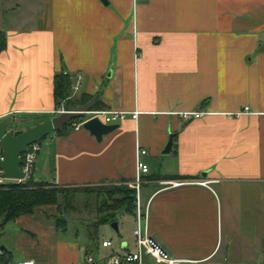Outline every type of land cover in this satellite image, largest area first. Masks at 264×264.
<instances>
[{
	"label": "crops",
	"instance_id": "0c3cea01",
	"mask_svg": "<svg viewBox=\"0 0 264 264\" xmlns=\"http://www.w3.org/2000/svg\"><path fill=\"white\" fill-rule=\"evenodd\" d=\"M0 33V121L9 132L59 115L54 77L63 69L73 86L81 77L74 98L91 95L127 114L101 141L71 126L46 137L35 182L77 193L134 184L145 150L149 172L135 190L148 234L172 258L264 264V0H0ZM10 119L25 126L9 128ZM98 211L43 206L18 217L0 229L4 263L136 252V216L116 244L119 223L99 224Z\"/></svg>",
	"mask_w": 264,
	"mask_h": 264
},
{
	"label": "trees",
	"instance_id": "16d2710c",
	"mask_svg": "<svg viewBox=\"0 0 264 264\" xmlns=\"http://www.w3.org/2000/svg\"><path fill=\"white\" fill-rule=\"evenodd\" d=\"M5 48L6 38L4 34L0 33V53ZM72 86V76L65 69L54 77V98L57 107L65 102V105L69 104L77 108L94 99V96L87 94L82 95L79 99L74 97L71 98ZM94 108L105 110L107 106L98 100ZM76 120L78 119L73 121ZM73 121L65 127L63 132H57V134L63 135L70 126L72 127ZM18 133L20 132H16L15 135ZM83 191L93 193L92 191H88V189H84ZM77 192H79V189L57 188L48 183H37L33 178L25 183L11 184L6 189L0 187V229L20 216L33 214L39 207L56 206L61 213L63 211L61 202L64 203L65 208H70L73 206L70 204V197L72 193ZM118 192L119 193L114 194H112V192H95L99 198L112 196L111 198L113 200L110 205H108L107 202L101 203L98 211L101 216L98 222L99 224L115 222L117 212L122 208L126 213L136 216V191L126 188ZM117 195L118 197H115ZM61 197L63 199H61ZM57 225L62 230H65L67 226L66 219L60 217L57 221ZM0 263H4L2 256H0Z\"/></svg>",
	"mask_w": 264,
	"mask_h": 264
},
{
	"label": "built area",
	"instance_id": "2783aa9c",
	"mask_svg": "<svg viewBox=\"0 0 264 264\" xmlns=\"http://www.w3.org/2000/svg\"><path fill=\"white\" fill-rule=\"evenodd\" d=\"M81 77H77V83L72 87V95L73 98L77 92L79 91ZM66 105L65 102L61 104L59 109L56 111L57 114H61L65 112ZM245 111H249L248 108H245ZM203 115L202 112H183L181 113V117L184 119L191 118H200ZM127 114L121 111H105L99 109H93L90 112L85 114L84 118H80V120H76L72 122V128L74 130H79L83 127V124L91 119L98 118L103 123L108 125L120 124L126 118ZM133 119H137L138 112H135L133 115ZM41 151V143H34L28 147L27 152L22 154V164L21 169L24 173V178L22 180H12L5 177L3 170L0 169V187L4 189L8 188L11 184H21L25 183L28 180L32 179L35 172V165L38 158V155ZM147 152L145 150L139 151V159L137 163L138 176L135 183L131 184L136 190L139 189V182L141 181L143 175L149 172V167L145 164L141 157L144 156ZM4 160L3 149L0 147V161ZM136 227L134 229V236L136 238V252L124 253V254H112L109 257L103 260H97L92 254H87L83 257L82 261L76 264H142V260L144 256L150 257L156 264H192V262L188 260L175 259L172 258L167 251L148 234L147 226H148V211L144 209L141 205L140 198L137 200L136 205ZM111 241H104L103 247H111ZM3 252L0 250V256H2ZM0 264H11V263H0ZM17 264H35L33 260H23L18 262Z\"/></svg>",
	"mask_w": 264,
	"mask_h": 264
},
{
	"label": "water",
	"instance_id": "95a60500",
	"mask_svg": "<svg viewBox=\"0 0 264 264\" xmlns=\"http://www.w3.org/2000/svg\"><path fill=\"white\" fill-rule=\"evenodd\" d=\"M111 73L112 69L109 76H111ZM96 102L97 97L77 108L67 104L65 112L52 119L28 127L16 135L8 131L7 119L0 121V147L4 153V160L0 161V169L3 170L5 177L12 180H22L24 173L21 169V156L27 152L28 147L34 143H41L54 132H63L71 121L84 118L87 112L92 111ZM118 126V124H105L98 118L91 119L83 124V128L95 136L97 141H101L105 135L113 132ZM172 147L173 135H171L164 153H170ZM112 227L118 230V223H113Z\"/></svg>",
	"mask_w": 264,
	"mask_h": 264
},
{
	"label": "rangeland",
	"instance_id": "374dc122",
	"mask_svg": "<svg viewBox=\"0 0 264 264\" xmlns=\"http://www.w3.org/2000/svg\"><path fill=\"white\" fill-rule=\"evenodd\" d=\"M25 126V122L23 124L22 121H13V119H10L9 121V128L10 127H13V129H21ZM44 142V140L41 142V144ZM132 183H128V184H119V185H112V186H102V187H95V188H91V189H88V191H92L93 193H72V196L70 197V204H72L73 206L76 205L77 208L78 207H83L85 205L89 206V207H95L97 206L98 208H100V205L101 203H105L107 202L108 205L112 204V196L111 197H108V196H105V197H97V195L95 194V192H112V194L114 193H119L118 191H123V189H132L134 191L135 188L131 186ZM142 184V179L141 181L139 182V187L140 185ZM115 197H118L115 196ZM140 198V201H141V205L142 207H144L145 203H144V200H143V196L141 193H136V205H137V200ZM61 199H63L61 197ZM62 203V209L65 208V205L63 202ZM66 210V209H65ZM70 216L73 217L74 219H77V218H83L85 217V215L81 214L79 215V213H77L76 211L75 212H71L70 211ZM86 216H89V214H87ZM119 223V232H114V236H113V241L114 243H119L120 240L122 239L123 236H129L131 235L132 231H133V226L135 224L132 216L128 213H126V211L122 208L120 209L118 212H117V215H116V221L113 222V223ZM111 223V225L113 224ZM111 225L109 226H106L104 228H101V235L104 233L103 232V229H108L110 231H113L112 228H111ZM154 263V262H153ZM155 264V263H154Z\"/></svg>",
	"mask_w": 264,
	"mask_h": 264
}]
</instances>
